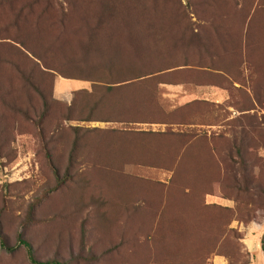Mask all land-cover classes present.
<instances>
[{
    "label": "rangeland",
    "instance_id": "374dc122",
    "mask_svg": "<svg viewBox=\"0 0 264 264\" xmlns=\"http://www.w3.org/2000/svg\"><path fill=\"white\" fill-rule=\"evenodd\" d=\"M110 41L123 49V71L99 66L81 76L78 68L96 64L82 60L83 46L94 52ZM138 75L146 79L130 87L144 100L137 117L162 122L76 118L86 116L88 99L80 91ZM103 90L96 87L97 94ZM77 94L81 107L65 113ZM77 132L83 138L71 162ZM120 136L162 142L165 153L190 141V152L223 156L231 176L225 183L246 172L264 187V0H0V264H32L17 243L20 235L39 258L64 264L149 259L151 242L136 238V224L121 215L107 223L112 208L102 200L101 179L110 170L101 164L111 168L113 160L96 159L95 143ZM123 146L111 143L109 149ZM176 168L126 164L123 172L148 179L140 184L146 190L159 191L156 182L168 191ZM252 187L237 193L242 211L255 200L261 206L249 220L232 222L234 243L224 264H264V191ZM215 188L212 195L222 197ZM209 196L203 200H217ZM2 238L16 248L6 249Z\"/></svg>",
    "mask_w": 264,
    "mask_h": 264
},
{
    "label": "trees",
    "instance_id": "16d2710c",
    "mask_svg": "<svg viewBox=\"0 0 264 264\" xmlns=\"http://www.w3.org/2000/svg\"><path fill=\"white\" fill-rule=\"evenodd\" d=\"M246 25V36H248L251 30V20ZM93 30H89L90 36L93 35ZM109 46V48L102 46V49L97 48L94 52L88 49L90 46H83L82 60L87 64L90 61H94L96 64H89L85 68H82V66L78 68V73L81 76L83 74L91 75L94 74V70L91 69L97 67L99 71V66L106 67L111 72L123 71L121 64L125 58L122 57L124 55L122 47H118L117 43L112 42ZM94 54H97L96 59L93 58ZM141 77L142 75H138L106 86L96 85L93 91H80L79 95L84 93L88 99L84 108L86 116H77L76 118L82 121L162 122L137 117L136 111L144 104V100L142 97H136L130 87L140 80L143 82L146 79V77L142 79ZM97 86L104 89L101 95L96 93ZM125 89H129V91L127 93L122 92ZM41 93L45 94L43 91ZM81 103L82 100L77 94L71 105L66 107L65 113L68 111L72 115L79 106L81 107ZM44 106V114H46L49 108V102L46 98L44 99ZM103 106H107V113L100 110V107ZM65 119H71V117L66 115ZM42 121L41 118L40 128L43 130V138H46L47 133L44 130ZM74 135L70 154L71 162L74 161L76 148L80 139L83 138V135L78 132ZM111 143H114V145L122 144L125 150L122 151L119 147L111 152L109 149ZM190 143L189 141L183 145L181 150L170 147L171 151H167V153L162 152L164 143L149 141L146 137L136 139L135 136L127 138L120 136L117 139L100 140V142L95 143L100 149V152L95 154L96 159L110 157L113 160L110 165L111 168L101 164V170L105 172L110 170V177L108 178L106 175L105 178L101 179V187H103L102 200L105 203L109 201L112 208V215L107 223L112 224L113 221H116L115 218L118 219V216L121 215L128 219V223L137 225L136 238L147 239L151 242L150 245L153 248L148 245L151 251L148 249L146 256L149 259L146 261L144 259L141 264L148 263L151 260L164 261L165 263L177 262L179 264H210V260L216 255L227 256L230 259L229 249L234 243L232 233L235 232L231 226L232 222L237 221L238 218L240 221L249 220L256 208L261 206V200H255L253 206L246 205L247 209L245 208L242 211V202L237 193L247 191L252 185L257 189L259 188L260 191H264L263 185L251 183L246 172L243 173L241 180L232 179L228 184L225 183V178L231 176L229 175L230 172L228 173L226 168L221 165L220 158L223 156L211 151L207 153L190 152V149L188 150ZM94 152L96 150L90 151V153ZM168 153H170L168 157L165 156ZM206 160L210 162L205 163ZM50 162L56 172L52 158ZM126 164L167 168L173 173L176 172L174 168L179 169L174 178L173 187L169 186L170 190L166 191L161 183L155 182L154 184L160 186V190L152 189V191H149L140 185L150 182L148 179L123 172ZM207 169H210V172ZM195 172L197 176L193 175ZM216 184L219 185L223 194L222 197L234 201L233 207L203 200L204 196L215 192ZM108 186L110 188H107ZM107 198L109 199L107 200ZM194 198L198 200V203H195ZM0 237H2V234H0ZM17 243L26 247L32 264H64L58 258H39L35 253L33 243L22 235L18 237ZM2 245L8 250L16 248V246H10L4 238H2ZM160 248L162 251L158 250ZM195 248L198 249L197 253L192 251Z\"/></svg>",
    "mask_w": 264,
    "mask_h": 264
},
{
    "label": "crops",
    "instance_id": "0c3cea01",
    "mask_svg": "<svg viewBox=\"0 0 264 264\" xmlns=\"http://www.w3.org/2000/svg\"><path fill=\"white\" fill-rule=\"evenodd\" d=\"M209 195H210L209 198L217 199V200H214L211 203H218V204H221V205H224V206H229V207H233L234 204H235L234 201L231 200V199H228V198H225V197H219L217 195H212V194H209ZM218 199H221V202H219ZM234 222H235L234 225L238 224L237 223L238 221L235 220ZM224 261L225 260H224L223 256L216 255L213 264H224Z\"/></svg>",
    "mask_w": 264,
    "mask_h": 264
},
{
    "label": "built area",
    "instance_id": "2783aa9c",
    "mask_svg": "<svg viewBox=\"0 0 264 264\" xmlns=\"http://www.w3.org/2000/svg\"><path fill=\"white\" fill-rule=\"evenodd\" d=\"M261 226V225H260Z\"/></svg>",
    "mask_w": 264,
    "mask_h": 264
}]
</instances>
